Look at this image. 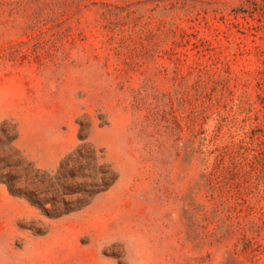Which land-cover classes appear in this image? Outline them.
<instances>
[{"label":"rangeland","instance_id":"1","mask_svg":"<svg viewBox=\"0 0 264 264\" xmlns=\"http://www.w3.org/2000/svg\"><path fill=\"white\" fill-rule=\"evenodd\" d=\"M0 264H264V0H0Z\"/></svg>","mask_w":264,"mask_h":264}]
</instances>
